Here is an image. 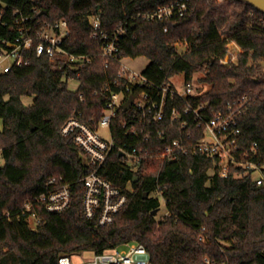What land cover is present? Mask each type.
Listing matches in <instances>:
<instances>
[{
  "label": "trees",
  "instance_id": "1",
  "mask_svg": "<svg viewBox=\"0 0 264 264\" xmlns=\"http://www.w3.org/2000/svg\"><path fill=\"white\" fill-rule=\"evenodd\" d=\"M175 1L0 0V52L21 35L22 20L30 17L33 24L67 20L65 47L91 59L76 90L67 79L72 71L35 49L24 52L27 64L0 74V213L12 215L0 219V264H59L63 255L101 253L131 242L147 248L152 264H264V187L244 168L233 167L228 177L212 176L215 162L204 154L146 162L133 171L114 153L100 173L120 188L131 186L129 202L105 227L85 215L80 180L94 168L61 128L74 115L98 121L110 98L104 87H114L120 70L118 61L105 62L101 42L91 38L92 15L101 17L104 30L127 28L122 56L149 58L145 74L150 80L162 83L183 72L191 81L204 71L199 82L210 88L192 100L208 103L211 111L245 94L254 96L256 102L240 118L238 145L241 154L264 165V13L244 0H230L235 22L228 39L216 20L215 12L222 10L218 0H189L192 9L178 19L142 16ZM178 41L187 43L182 55L174 47ZM229 41L242 52L237 63L224 64ZM25 97H34L33 104L25 105ZM117 139L132 140L122 134ZM153 139L159 146L169 142ZM60 177L72 187L70 208L50 213L44 204L36 206L41 223L32 230L23 215L25 205L49 190V180ZM159 186L169 213L160 220L153 212L161 203L152 197Z\"/></svg>",
  "mask_w": 264,
  "mask_h": 264
},
{
  "label": "built area",
  "instance_id": "2",
  "mask_svg": "<svg viewBox=\"0 0 264 264\" xmlns=\"http://www.w3.org/2000/svg\"><path fill=\"white\" fill-rule=\"evenodd\" d=\"M191 9L189 0H176L142 16L150 21H165L184 17ZM90 21L93 29L91 38L101 42V55L105 62L108 64L118 61L120 70L114 82L115 88L110 85L104 87V91L110 92V98L104 104L98 121L74 115L61 128V134L74 140L85 162L94 168L80 180L84 186L82 202L87 219L94 221L98 227L111 225L129 202L127 190H131V186L127 189L120 188L100 173L114 153L119 154L122 165L133 171H138L146 162H172L181 155L204 154L215 162L210 171L212 176L218 174L228 177L233 167L244 168L253 171L257 186L264 187V165L255 162L248 153L241 154L238 145L241 134L240 118L256 102L254 96L245 94L224 109L211 111L208 103H196L192 100L202 94L195 88L194 79H186L181 90L172 82V77L157 83L150 80L145 72L139 73L123 65L125 57L121 53V44L127 33L125 26L110 32L104 30L99 15H92ZM22 22L23 26L19 30L21 35L15 41L5 43L7 47L0 52V74L27 64L24 52L35 49L38 56L46 55L60 68L68 67L72 71L67 78L69 83H80L82 70L91 63V59L86 55H76L65 47L66 39L70 35L67 20H38L33 24L30 23V17H25ZM174 47L182 55L187 49V43L178 41L174 43ZM222 63L226 64V60L223 59ZM130 99V107L126 110L125 105ZM103 130L108 131L109 138L103 135ZM120 134L132 140L118 141ZM155 135L168 139L169 142L159 146L153 141ZM256 148L257 144L251 149L252 155L256 154ZM256 173L258 176H255ZM48 185L49 190L46 193L25 205L23 215L32 230H38L41 223L36 206L44 204L50 213H61L71 206L72 187L65 182L64 177L52 178ZM156 193L162 195L161 186ZM3 217L12 219L9 212L0 213V219ZM207 262L209 263L208 260ZM59 264L152 262L151 255L143 244L131 242L101 253L93 252V256L82 263H74L72 255H63Z\"/></svg>",
  "mask_w": 264,
  "mask_h": 264
},
{
  "label": "rangeland",
  "instance_id": "3",
  "mask_svg": "<svg viewBox=\"0 0 264 264\" xmlns=\"http://www.w3.org/2000/svg\"><path fill=\"white\" fill-rule=\"evenodd\" d=\"M221 2V11H216L215 16L216 20L219 26V31L223 38L228 39L227 31L230 29V27L235 22V16L233 14V4L230 2V0H218ZM228 47V54L225 58L226 64H229L231 62L237 63L238 62V55L242 52V49L235 43L234 41H229L227 44ZM123 65L129 67L130 69L137 71L139 73L145 72L150 65L149 58L145 56H139L136 58H125L122 61ZM260 64L264 65V62H261ZM205 72H199L194 77V85L196 89H199L202 93L207 91L210 86L208 84H203L200 81L202 77H204ZM172 82H174L181 90H183L185 83H186V75L183 72H180L173 76ZM79 82L78 81H71L69 83V87L71 90L78 89ZM34 102V97H25L24 103L25 105L29 106L32 105ZM0 127L2 128V122H0ZM103 135L106 138H109V133L107 130L102 131ZM3 163V162H2ZM255 176H258V173L255 174ZM152 197H155L159 199L161 203V209L157 213V219L163 218L165 215L169 214L168 209L166 206V201L162 195L159 193H152ZM93 256V252L91 251H83L80 253H76L72 255V261L74 263H82L86 259H90Z\"/></svg>",
  "mask_w": 264,
  "mask_h": 264
},
{
  "label": "water",
  "instance_id": "4",
  "mask_svg": "<svg viewBox=\"0 0 264 264\" xmlns=\"http://www.w3.org/2000/svg\"><path fill=\"white\" fill-rule=\"evenodd\" d=\"M244 1H246L247 3L252 5L254 8H256L257 10L261 11L262 13H264V0H244ZM130 102H131V99H130L129 103L125 105V109L126 110L129 109ZM138 180H139L138 177H135L133 182L136 183V182H138ZM144 197L148 198L149 197V193H145ZM158 212H159V209L155 210L153 212V215L156 216Z\"/></svg>",
  "mask_w": 264,
  "mask_h": 264
}]
</instances>
